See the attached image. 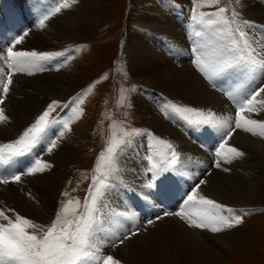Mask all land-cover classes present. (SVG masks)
<instances>
[{"label":"rangeland","instance_id":"1","mask_svg":"<svg viewBox=\"0 0 264 264\" xmlns=\"http://www.w3.org/2000/svg\"><path fill=\"white\" fill-rule=\"evenodd\" d=\"M85 1L87 2V0ZM89 1H91L95 6L94 12L96 15H94L93 18L77 19L74 22L75 25L72 27V37L70 36L69 39L65 40L62 36H57L56 34L60 29V21L68 15L67 8H62L59 13L45 21V27L39 28L37 26L38 18L44 11L50 7L59 6L58 4L64 3L65 0H0V41H4L3 44H0V51L2 50L5 55L7 54L6 48L11 39L16 35L23 34L25 31L29 34L20 44L16 45L15 49H13L14 51L35 50L37 52H61L68 50L65 53V56H58L50 61H42L41 66L44 68L43 71L30 69L32 74H28V72H20L12 75V84L9 86V92L4 97L3 103L0 104V107H3L5 115L8 117L7 121L0 122V129L2 128L3 135L6 137L3 139L2 132L0 131V143L9 142L7 139L8 135H11L13 139L18 137L25 128L34 122L35 118L40 115L47 105L53 100L59 101L60 104L63 105L68 103L78 94H82L81 99H83V103L78 106L83 111L78 116L71 119L69 125L71 130L67 131L64 137L57 141L56 147L53 148L51 152L46 150L47 141H45L39 144L34 149L33 153L26 155L25 157L17 158V160L10 165L0 168V175L7 176L13 172L17 173L26 170L27 167L31 166V163L35 158L47 161L44 156L46 154L49 155L50 160L47 163L50 165L49 168H54H47L45 171L34 175H23L27 176L24 178L26 180L19 183L12 181L6 185L1 183L3 186H6V189L4 188L6 191H8L7 188H11L13 186H15V190L18 191V188L23 185L27 179L37 185L39 178L43 177L46 173L53 170L54 173L57 172L59 170V165L62 166L65 164L64 166H67L66 164L68 163V160L65 157L64 160L62 159L64 154H67L66 156L70 158L71 163H68L71 169L70 174L68 173L70 176L66 180L63 190H60V194L57 197L58 199L56 200L53 209L51 211H39V213L34 216L17 213L32 220L34 223L45 227L52 224L55 219L56 212L68 200L78 197L81 205H83L84 198L88 194L89 185L93 183L92 177L96 174L93 169L97 164V159L100 156V153L105 150L106 145L110 140L120 139L122 136V129L134 128L146 130L131 139L132 141L133 139L138 138L144 141L145 145H147L146 150L150 149L153 137H158L162 140L170 142V139L165 134L156 133L153 130V124L157 116L164 119L169 115H173L178 121V127L185 134L187 133L186 136L189 137L191 142L194 141L195 143L201 144V147H207L206 144H209L212 148L214 147V151L219 146L222 135V133L216 128L210 126H205L203 128L193 127L185 120L181 119L178 115L166 114V112L162 110L163 106L168 102L187 106L188 104L186 100L182 97H171L167 100L163 93H157L158 91H156V95L153 96L151 93L149 97L154 98L156 105H154L153 110L148 113L137 111V106L134 102L135 98L140 94L146 92L150 93V91L153 92L152 89L148 88L147 82L142 75L134 74L127 52L130 37L134 35L140 36L143 40L145 39V42L154 37L152 33L150 34L148 32L150 27L148 25V19H146V17L144 18L142 13L144 11L151 12L150 8L157 9L160 7L166 9L180 7L181 10L187 13L191 18L192 10L194 8L193 0ZM250 1L251 0H239V3H237L236 0H220L218 4L197 8L196 10L197 12H212L220 7H226L228 9V14H230L232 10H235L242 20L250 21V13L248 10V3ZM35 3H37V8L34 9ZM67 3H76L79 5L82 2L81 0H67ZM11 4L19 6L23 12L21 13V11L13 8ZM10 9H13L17 16L15 15V17H13L12 15L15 13H9L8 10ZM30 15H32V17L29 18L28 16ZM148 17H150V15H148ZM259 25L262 28V33H264V23H259ZM38 37L47 39L46 43L50 44V48L48 47L45 49L40 46L39 48H33L34 45L29 46V44L32 45L30 40L37 39ZM38 40L41 41L39 38ZM120 40H123V52L120 57L119 64L114 72L112 68L114 64L113 58L116 55L117 48L120 47ZM2 57L3 56H0V59H2ZM66 57L71 58L67 59L65 62ZM186 59L191 62L193 61L191 56H188ZM0 69L4 70L3 72H0V77H3L6 82L7 76L5 73L8 69L6 64L3 63V60H0ZM58 73H62L61 76L65 78L68 93H56L52 95V97L48 94V92L42 93V90L44 91L49 87L46 83L49 77ZM14 78L15 81H13ZM240 78L241 77L233 76L223 83L218 81L217 86L214 87L216 88V92L222 96V101H226V103L228 102V105H231L232 108L234 107L232 116L235 115L236 105L228 96L224 94V90L230 89L231 86H234L238 82H242V78ZM203 81L206 82L204 79ZM207 82L209 83V81ZM255 83L257 85L261 84L259 77H257ZM15 84L19 88V92L21 91L20 93L18 92L21 100L19 104V108L21 109L19 117L20 124L15 120V116H13L11 100H9L11 96L10 93L15 92ZM88 89H90V91H85ZM0 95L3 94L0 93ZM41 96H46L48 98L47 100L45 99L44 105L37 109L34 112V115L32 114L26 117L27 112L31 111L29 106L33 105L35 103L34 101H37V97ZM34 105L37 107L36 103ZM73 106L75 107L76 105ZM112 109L114 110V118L111 120L109 113ZM57 114H59L61 118L66 116L72 117L73 115L69 109L61 110V108H57L52 115L57 116ZM246 115H250L252 118V113H246ZM263 115L257 120H264ZM15 126H20L19 131H15ZM10 130L14 133H9L8 131ZM58 131L59 129L56 127L51 129L49 139H56ZM235 132L237 135H234L233 132L231 138L228 139V145L236 147L240 151L242 148L239 146L238 132L241 136L253 137L257 142L259 140L264 142V137L253 135L242 129H236ZM60 145H66L67 150L61 149ZM174 147L177 153H179L180 163L183 160L182 155L177 147ZM123 148H125V146ZM213 155H215V152H213ZM236 159L238 160L239 157H236ZM55 160L57 162L64 161L65 163L58 162V164ZM221 162L230 167L232 160L230 163L223 160H221ZM177 170L179 169L177 168ZM53 172L52 175L54 174ZM240 174L247 178L253 177L254 180H256L257 196L255 195V198H252L254 205L239 208L250 211L242 216V223H240L241 229L235 236V243H230L228 247L221 248L219 251L220 254L214 258L210 264H264V175L258 174L251 176L250 167L243 170ZM179 176V174L168 175L167 179L164 180L165 190L163 193L157 191L155 188H152L154 197L158 202H162V206H165L167 203L172 201L177 204L180 201V195H183L184 197L182 196L179 204L178 210H180L181 206H183V200L186 197V193L189 192L191 188L196 185V183H199L182 184L180 180L183 181L182 178L184 175ZM115 181L116 180H113L112 182L115 184L114 188L117 191L118 185ZM1 184L0 187H3ZM183 187L186 192H184ZM64 193H67L68 195H64ZM124 193L128 195L131 194L127 191H124ZM130 197H132V202L135 203L136 207H139L140 211L143 212L145 209L144 205L141 204L136 197ZM135 201L139 203L138 206ZM83 210L84 209L81 206V208L77 211L83 212ZM161 211L167 212L165 208L161 209L160 212ZM105 255L113 256L112 254ZM113 258L117 259L115 256H113ZM120 264L123 263L120 261Z\"/></svg>","mask_w":264,"mask_h":264},{"label":"bare ground","instance_id":"2","mask_svg":"<svg viewBox=\"0 0 264 264\" xmlns=\"http://www.w3.org/2000/svg\"><path fill=\"white\" fill-rule=\"evenodd\" d=\"M81 2L79 5L69 3L68 15L60 21V29L58 33L56 32L57 36H62L65 40L69 39L77 19L93 18L96 15L95 6L91 1L81 0ZM36 5L37 3H35L34 9L37 8ZM11 6L21 13L23 12L19 6L13 4ZM248 10L250 13L249 22H251L248 31L257 39H264V33H262V28L259 25V23H264V0H251L248 3ZM150 11H144L142 16L148 19L150 26L148 32L152 33L154 37L145 42V39L134 35L130 37L128 42V58L134 74L142 75L148 88L153 90V92H146L135 98L137 111L143 113L152 111L156 103L154 98L149 96L151 93L152 96L156 95L155 93L158 91L157 93H163L167 100L171 97H182L186 100L187 106L211 110L225 117L232 116L234 107L232 108L231 105L227 104L228 102L222 101V96L216 92V88L212 87V84L207 82L208 80L194 67L193 63L186 59L188 56L193 58L192 39L190 37L192 21L189 15L180 7L150 8ZM8 12L15 13L13 9L8 10ZM15 15L16 13L12 16L15 17ZM28 17L30 18L32 15ZM38 38L31 39L32 45L29 44V46L50 48V44L46 43L47 39ZM1 43L3 44L4 41L1 40ZM6 55L2 50L0 51V56ZM61 75L62 73H58L49 77L46 82L49 87L44 91L42 90V93L48 92L51 97L56 93L67 94L68 87L65 78ZM18 92L19 88L15 84V92L10 93L9 100H11L13 116L20 124L21 109L19 104L21 100L19 93L21 91ZM45 99L48 98L46 96L37 97V101H34L37 107H35V103L29 106L31 111L27 112L26 117L34 115V112L44 105ZM263 114L262 111L252 113V118L258 119ZM177 124L178 121L173 115L164 119L157 116L153 124V130L156 133L165 134L182 155L183 160L180 163L183 164L179 163L177 167L179 170L171 173V175H184L183 181L180 180L182 184L196 183L200 180L206 181L200 185V194L227 207L239 209L243 206L254 205L252 198H255L256 195V180L253 177L247 178L240 173L250 167L251 176L264 175V142L262 140L257 142L253 137L241 136L238 132L239 146L244 155L240 156L238 160L232 159L230 167L220 162L221 166L217 168L215 166L217 158L213 155L214 147L212 148L209 144H206L207 147H201V144L191 142L186 136L187 133L185 134ZM203 127L205 126L200 128ZM19 128L20 126H15V131H19ZM0 131L2 138L5 139L2 128ZM8 132L14 133L11 130ZM236 132L234 131V135H237ZM7 139L9 141L14 140L11 135H8ZM146 146L144 141L135 138L119 152L118 165L122 180L115 181L118 190L116 191L114 188L108 191L106 198L102 201L105 206L102 217L104 222L102 230L98 233V238L105 243L103 254H112L123 264H210L220 254L221 248H226L230 243H235V236L239 233L241 225L238 224L232 228L213 233L209 229L190 226L185 219L179 216H164V212H160L163 208L169 213L179 211V204L183 195H180V201L177 204L172 201L163 207L162 202L157 201L152 188L148 187L151 176L147 171L149 162L145 160V157L150 154V149L146 150ZM60 148L67 150L66 145H60ZM66 155L64 154L62 159L64 160L65 157L71 164L70 158ZM44 157L46 162L50 160L49 155L46 154ZM58 162L65 163L64 161ZM68 163L67 166H64L65 164L59 165V170L55 173L53 170L43 177L40 176L37 185L27 179L19 187L20 189L18 188V191L13 186L7 188L8 193L5 190L6 186L0 183L3 186L0 187V209H12L14 213H23L28 216H34L39 211H51L55 206L60 190H63L64 184L70 176L68 173L70 174L71 169ZM52 168L54 167L49 169ZM225 168L228 171H225ZM26 177H21V181L26 180L24 179ZM183 190L186 192L185 188ZM124 191L131 194L128 195ZM130 196L136 197L144 205L143 212L140 211L139 207H136ZM136 204L138 206L139 203L136 202ZM6 214L11 216L13 213L6 212ZM225 215H227L226 212ZM157 216L162 218L157 220ZM150 219L154 221L151 225L147 223ZM132 233L135 234L132 235ZM125 237L129 238L125 239ZM120 240H123V243H120Z\"/></svg>","mask_w":264,"mask_h":264},{"label":"snow or ice","instance_id":"3","mask_svg":"<svg viewBox=\"0 0 264 264\" xmlns=\"http://www.w3.org/2000/svg\"><path fill=\"white\" fill-rule=\"evenodd\" d=\"M220 0H193L190 37L192 39V54L194 67L207 79L213 87L217 82H225L233 76L242 78L230 89L224 90L236 105L234 116H221L211 110H203L186 105L168 102L163 106L166 114H176L193 127L210 126L218 129L222 135L219 146L215 150V166H221V160L231 162L244 153L238 148L229 146L236 129H242L253 135L264 137V120L252 119L246 113L264 111V39H257L247 28L251 22L242 20L235 10L228 14L226 7H220L212 12H197V8L218 4ZM239 3V0H236ZM70 4L65 0L59 6L50 7L38 18L37 26L45 27V21L59 13ZM199 26V27H198ZM29 33L16 35L6 48L7 55L2 57L8 71L7 80L0 77V104L9 92L14 73L28 72L30 69L43 71L42 61H50L58 56H65L68 50L61 52L14 51ZM71 57H66L67 59ZM0 69V72H3ZM260 78L261 84L255 81ZM90 91V89L85 90ZM82 94L73 97L63 105L53 100L44 111L38 115L18 138L0 143V168L10 165L17 158L33 153L42 142L47 141V151L56 147L57 141L70 131L71 119L83 110L78 106L83 103ZM73 105H76L75 107ZM57 108L69 109L72 117L61 118L52 114ZM3 107H0V122L7 121ZM234 123V127L232 126ZM58 128L56 139H49L51 129ZM140 129H122L119 140H110L104 151L100 153L93 171V183L89 185L88 194L81 205L79 198L70 199L56 212L50 226L34 223L14 210L0 209V264H120L111 255H104V241L98 238L103 225L102 201L107 192L115 187L113 180H122L118 165V154L131 139L139 135ZM149 162L147 171L150 173L149 188H155L163 193L164 180L177 170L179 153L174 145L166 140L153 137L150 154L146 156ZM50 165L35 158L31 166L21 172L10 175H0V183L21 182L23 175H34L49 168ZM228 171L227 168L224 169ZM206 183L200 180L198 184L186 193L183 206L174 213L164 212V216L175 215L185 219L190 226L209 229L213 233L232 228L242 223V216L247 209H235L209 199L199 192L200 185ZM64 195H68L64 193ZM83 207V212L77 210ZM6 212H12L9 216ZM225 212L227 215H225ZM239 213V214H236ZM71 217V218H70ZM157 216L156 219H161ZM149 225L153 220H148ZM39 230V231H37ZM135 233H132L134 235ZM129 237H125L127 239ZM123 243V240L119 241Z\"/></svg>","mask_w":264,"mask_h":264},{"label":"trees","instance_id":"4","mask_svg":"<svg viewBox=\"0 0 264 264\" xmlns=\"http://www.w3.org/2000/svg\"><path fill=\"white\" fill-rule=\"evenodd\" d=\"M118 53H119V47L117 48V50H116V55L114 56V60H113V63H114V61H115V58H116V56L118 55ZM118 64H119V62H118ZM118 66V65H117ZM117 66H116V68H117ZM109 117H111V120L114 118V110L112 109L111 111H110V113H109Z\"/></svg>","mask_w":264,"mask_h":264}]
</instances>
